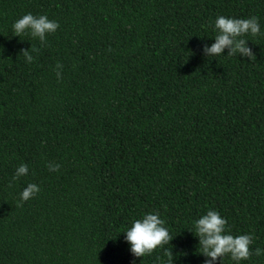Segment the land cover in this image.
Masks as SVG:
<instances>
[{"label": "trees", "instance_id": "obj_1", "mask_svg": "<svg viewBox=\"0 0 264 264\" xmlns=\"http://www.w3.org/2000/svg\"><path fill=\"white\" fill-rule=\"evenodd\" d=\"M27 13L58 22L46 46L14 36ZM220 15L264 34V0H0V264H204L209 210L264 250V35L207 57ZM156 212L173 239L136 258L124 231Z\"/></svg>", "mask_w": 264, "mask_h": 264}, {"label": "clouds", "instance_id": "obj_2", "mask_svg": "<svg viewBox=\"0 0 264 264\" xmlns=\"http://www.w3.org/2000/svg\"><path fill=\"white\" fill-rule=\"evenodd\" d=\"M59 28L58 22L49 20L46 15L34 16L27 13L16 20L12 29L14 36L21 37L29 34L33 38H38L41 46H46V37L55 33ZM214 29L217 35L215 42L203 47V54L207 57L223 55L224 50L228 49L227 56L240 55L255 61L256 57L245 36L264 35L260 31V24L257 17L250 18H229L220 15L216 18ZM31 52H39L38 48L31 45L30 49H22L21 54L28 63L33 62ZM63 65L57 62V79L62 78L61 69ZM50 172L59 171L60 165L49 162L47 165ZM28 166L21 164L13 176V180H18L21 176L27 175ZM40 191L36 184L29 183L20 195L18 206H22ZM165 221L160 218L159 212L147 213L141 219L132 222L130 228L125 233V241L130 245V251L136 258H143L152 255L158 248L163 249L170 244L173 237L169 230L164 226ZM227 220L222 218L219 212L209 210L207 214L201 216L194 222V235L199 238L201 253L207 259L204 264H216L219 260L222 264L225 256H230L231 260L240 264V261L248 260L253 255L259 257L264 254V250L256 248L253 252L251 245L254 237L251 234L233 236L230 229L226 228ZM168 257V264H173V254L171 250L165 252ZM135 264V260L132 262Z\"/></svg>", "mask_w": 264, "mask_h": 264}]
</instances>
